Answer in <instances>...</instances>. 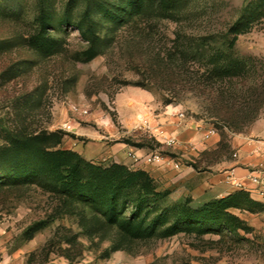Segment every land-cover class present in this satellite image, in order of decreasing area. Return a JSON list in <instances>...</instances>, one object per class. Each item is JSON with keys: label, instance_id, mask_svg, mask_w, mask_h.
Masks as SVG:
<instances>
[{"label": "rangeland", "instance_id": "1", "mask_svg": "<svg viewBox=\"0 0 264 264\" xmlns=\"http://www.w3.org/2000/svg\"><path fill=\"white\" fill-rule=\"evenodd\" d=\"M239 19L232 57L222 56ZM231 60L239 63L227 72ZM74 105L88 113L73 112ZM166 107L184 113L176 114L178 126L200 124L198 140L215 128L204 139L217 138L216 147L179 159L174 148L146 137L147 111ZM75 124L196 170L218 168L234 157L233 137L264 131V0H144L136 13L126 0H0V172L9 170L8 140L17 131L55 132L56 148L97 166L117 163L79 153L69 143ZM175 170L149 173L162 194L148 220L166 211L168 221L143 238L59 192L47 175L13 183L0 173V264H264V203L233 209L246 229L182 222L165 234L186 207L220 198L194 197L189 185L172 180Z\"/></svg>", "mask_w": 264, "mask_h": 264}, {"label": "trees", "instance_id": "2", "mask_svg": "<svg viewBox=\"0 0 264 264\" xmlns=\"http://www.w3.org/2000/svg\"><path fill=\"white\" fill-rule=\"evenodd\" d=\"M130 13L139 12L144 8V0H126ZM44 21V16L41 22ZM242 30L240 19L228 28V38L225 49L218 51L222 56L232 57L234 41ZM239 62L225 63L223 68L229 71ZM254 112L253 118L257 117ZM8 144L14 150V157L5 173V181L40 179L47 175L52 185L67 197L90 204L98 210L111 224H118L120 228L132 237L143 238L155 235L162 224H166V211H160L150 220L152 205H156V198L162 194L152 184L149 172L134 169L126 165L113 163L108 167L97 166L85 162L80 154L63 148H56L58 134L41 131L37 134L17 131L11 134ZM6 147V145H5ZM49 181V179H48ZM2 182V179L0 180ZM241 201H247L244 204ZM263 205L252 200L248 191L237 189L226 196L209 201L198 209L185 208L176 218L164 228L166 235H173L178 231L182 222L200 224H215L236 231L246 229L247 222L233 212L234 208L253 207ZM154 207V206H153ZM184 207V205H179ZM252 207V208H251ZM192 228V226L189 225ZM204 227V226H203ZM193 229V228H192ZM194 229L202 230L197 226Z\"/></svg>", "mask_w": 264, "mask_h": 264}, {"label": "crops", "instance_id": "3", "mask_svg": "<svg viewBox=\"0 0 264 264\" xmlns=\"http://www.w3.org/2000/svg\"><path fill=\"white\" fill-rule=\"evenodd\" d=\"M140 93V92H139ZM145 99H151L152 93L145 90L141 92ZM180 112L179 108L166 107L157 112L147 111V116L143 119L147 121L143 123L142 127L145 131V136L151 139L157 140L163 146L165 144L162 137L156 136L159 131H162L165 136H172L178 140L176 145L170 146L174 148L176 153L181 157H188L196 155L199 149H211L215 148L217 138H213L212 142L205 144L208 139H197L199 123L193 121L182 126H178L179 117L176 116ZM128 121V120H126ZM133 118L128 121L132 122ZM127 123V126L129 125ZM74 134L76 139H71L69 143L75 144V148L79 153L84 154L87 157L96 156L99 159L111 160L117 163H122L133 169H143L149 172L151 175H165L168 168L176 169L171 163H152V164H134L128 151L133 150L139 155H144L152 149L148 146H134L123 139L115 138L114 140L107 141L103 138L102 134L93 132L87 128H83L78 125H74ZM129 131V130H128ZM126 130V132H128ZM260 135V136H258ZM79 136L84 137L85 140H80ZM258 136L259 138H257ZM210 140V139H209ZM73 141V142H72ZM231 145L234 149L233 158L222 161L218 168L212 170H196L193 166L183 165L181 162L180 167L175 170L177 175L172 180H178L183 184L189 185L192 195L194 197H223L229 193L237 190L238 187L234 186L229 181V175L233 173L238 180L248 188L253 187V183L249 178L250 172L256 168V166L262 161L264 156V131L256 129L251 135H240L233 137ZM198 149V151H197ZM179 182V183H180ZM251 197L264 203V198L256 197L250 193Z\"/></svg>", "mask_w": 264, "mask_h": 264}, {"label": "built area", "instance_id": "4", "mask_svg": "<svg viewBox=\"0 0 264 264\" xmlns=\"http://www.w3.org/2000/svg\"><path fill=\"white\" fill-rule=\"evenodd\" d=\"M72 111L75 113L86 114L88 110L86 108L78 107L76 105L72 106ZM180 117H184L183 112H179ZM143 123L147 124L146 120H142ZM65 127L69 130L72 129L71 124H66ZM216 134V129L210 127L204 134V138H209L212 135ZM156 136L162 137L165 144L169 146L176 145L178 140L172 136H165L162 131H159ZM236 156V154H234ZM128 156H130L133 160L134 164H152V163H171L174 168L178 169L180 167V163L178 161L173 160L171 157L163 155L159 150H152L144 155H139L133 150L128 151ZM249 178L253 183L252 188H248L242 184L240 180L236 178V176L231 173L229 175V181L234 184V186L238 187V189H243L251 193L252 195L260 198H264V156L262 161L254 168L250 174Z\"/></svg>", "mask_w": 264, "mask_h": 264}]
</instances>
